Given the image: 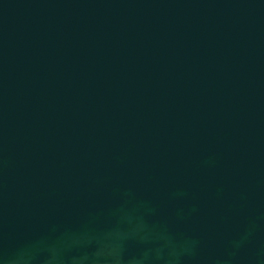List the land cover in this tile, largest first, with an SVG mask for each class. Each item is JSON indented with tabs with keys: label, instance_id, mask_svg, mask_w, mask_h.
Returning a JSON list of instances; mask_svg holds the SVG:
<instances>
[{
	"label": "water",
	"instance_id": "obj_1",
	"mask_svg": "<svg viewBox=\"0 0 264 264\" xmlns=\"http://www.w3.org/2000/svg\"><path fill=\"white\" fill-rule=\"evenodd\" d=\"M0 264H264V0H0Z\"/></svg>",
	"mask_w": 264,
	"mask_h": 264
}]
</instances>
